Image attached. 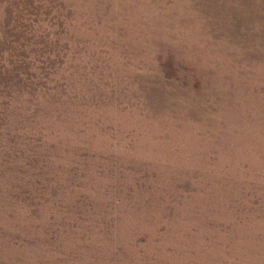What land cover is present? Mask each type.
Listing matches in <instances>:
<instances>
[{"label":"rangeland","instance_id":"374dc122","mask_svg":"<svg viewBox=\"0 0 264 264\" xmlns=\"http://www.w3.org/2000/svg\"><path fill=\"white\" fill-rule=\"evenodd\" d=\"M0 264H264V0H0Z\"/></svg>","mask_w":264,"mask_h":264}]
</instances>
